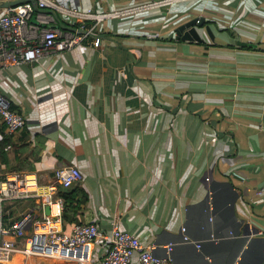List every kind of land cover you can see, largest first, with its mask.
<instances>
[{
    "label": "crops",
    "instance_id": "obj_1",
    "mask_svg": "<svg viewBox=\"0 0 264 264\" xmlns=\"http://www.w3.org/2000/svg\"><path fill=\"white\" fill-rule=\"evenodd\" d=\"M144 1L75 0L102 12ZM191 17H203L212 37L203 27L200 41L176 39ZM91 22L98 37L0 65V91L26 119L0 172L33 171L47 183L55 168L77 167L63 232L93 222L103 236L116 221L157 256L175 243L174 264H264V0H186ZM57 27L38 8L23 35L36 42ZM3 211L5 224L25 211L42 215L37 199ZM183 226L200 248L180 242ZM27 261L76 264L20 253L0 264Z\"/></svg>",
    "mask_w": 264,
    "mask_h": 264
},
{
    "label": "built area",
    "instance_id": "obj_2",
    "mask_svg": "<svg viewBox=\"0 0 264 264\" xmlns=\"http://www.w3.org/2000/svg\"><path fill=\"white\" fill-rule=\"evenodd\" d=\"M181 1L186 0H148L111 12L94 11L91 6H79L75 0L23 1L6 7L0 13V65L6 67L39 61L57 46L64 50L73 48L87 39V35L80 33L79 29L90 32L94 30L93 24L89 29L84 28L87 21L99 22L107 17L142 16ZM38 8L54 11L59 21L76 25V30L63 32L58 27L49 28L42 32L36 42L27 41L23 31L31 14ZM93 45L97 46L98 41H94ZM0 119L9 133L22 130L26 123L24 115L12 107L1 91ZM80 179L81 173L75 166L55 168L47 183L42 182L41 176L33 171L0 172V260L20 253L25 258L50 257L72 260L76 264H88L92 260L94 243L102 238V250L96 264H133L135 257L137 264H174L172 251L175 243L164 246V254L157 256L153 252V246L143 244L138 234L120 228L116 221L112 223L110 232L103 236L93 222H80L74 224L70 232H63V200L58 191L59 188L71 187ZM258 193L263 194L264 191L260 190ZM210 197L209 194L207 211L211 214L213 208ZM25 199H37L42 215L35 216L32 211H25L5 224L4 206ZM47 206L49 214L45 213ZM209 220H212V215ZM29 225L31 232L27 233ZM181 234V243L200 248L201 243L188 237L184 226L181 227ZM209 239L219 241V237L213 234ZM23 264L36 263L27 261Z\"/></svg>",
    "mask_w": 264,
    "mask_h": 264
},
{
    "label": "water",
    "instance_id": "obj_3",
    "mask_svg": "<svg viewBox=\"0 0 264 264\" xmlns=\"http://www.w3.org/2000/svg\"><path fill=\"white\" fill-rule=\"evenodd\" d=\"M23 1H33V0H16V1H9L4 3L5 7H10V6H15ZM52 14L55 15L56 18L58 16L54 13V11H51ZM205 28L206 32L211 36L210 29L208 25L205 24V20L203 17H191L188 19L186 22L181 24L175 31L177 33L176 39H182V40H187V41H200L201 39V33L200 29ZM59 28L63 31H75L76 28L73 25H69L66 23H63L60 21ZM79 32L82 34H86L89 36H99L94 34L93 32L84 30V29H79ZM45 213L49 214V207L47 206L45 208Z\"/></svg>",
    "mask_w": 264,
    "mask_h": 264
},
{
    "label": "trees",
    "instance_id": "obj_4",
    "mask_svg": "<svg viewBox=\"0 0 264 264\" xmlns=\"http://www.w3.org/2000/svg\"><path fill=\"white\" fill-rule=\"evenodd\" d=\"M59 24H60V21L57 18V25L59 26ZM92 24L93 23L91 21H87L84 28L89 29L92 26ZM73 26L77 28L76 25H73ZM91 31L93 33L95 32L94 30H91ZM87 39H91V37L87 36ZM240 46L245 47V48L251 47V45H248L245 43H240ZM0 122H1L0 124L1 125L0 126V162H6V150L8 149V141L12 133H9L6 130V126L1 121V119H0ZM5 131H7L8 133L7 132L5 133ZM76 193H77L76 189L75 191H72L71 189H68V188L58 191V194L61 196L63 200V209L61 213L62 218L66 217L65 212L67 209L74 207L73 201L75 200Z\"/></svg>",
    "mask_w": 264,
    "mask_h": 264
}]
</instances>
